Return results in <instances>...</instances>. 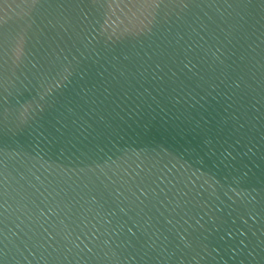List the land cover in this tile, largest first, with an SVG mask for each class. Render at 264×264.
Masks as SVG:
<instances>
[{"label": "water", "instance_id": "water-1", "mask_svg": "<svg viewBox=\"0 0 264 264\" xmlns=\"http://www.w3.org/2000/svg\"><path fill=\"white\" fill-rule=\"evenodd\" d=\"M0 264H264V0H0Z\"/></svg>", "mask_w": 264, "mask_h": 264}]
</instances>
